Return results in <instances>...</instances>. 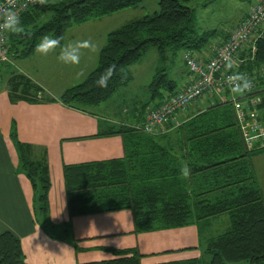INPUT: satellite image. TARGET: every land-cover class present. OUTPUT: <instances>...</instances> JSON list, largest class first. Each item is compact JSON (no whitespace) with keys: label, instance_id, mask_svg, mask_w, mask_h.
Segmentation results:
<instances>
[{"label":"trees","instance_id":"1","mask_svg":"<svg viewBox=\"0 0 264 264\" xmlns=\"http://www.w3.org/2000/svg\"><path fill=\"white\" fill-rule=\"evenodd\" d=\"M195 0H158L159 10L145 14L110 31L98 52L96 66L80 82L67 87L59 100L70 107L92 113L130 81L127 66L137 62L148 47L158 51L178 49L201 51L218 37L225 41L229 29H202L197 22ZM141 0H48L35 4L21 16L26 33L7 32L9 54L24 58L32 53L44 35L63 36L73 24L137 6ZM220 41V42H221ZM219 42V43H220ZM62 43V41H61ZM218 43V44H219ZM217 44V45H218ZM117 72L107 88L95 81L110 65ZM264 33L239 55L238 73L252 78L254 92L225 90V100L215 97L195 113L165 130L149 134L132 125L121 124L107 133L120 134L124 155L104 161L82 162L63 166L70 216L128 208L132 211L135 232L197 224L213 227L216 219L228 218L221 232L208 237L201 256L154 264H264V199L253 158L264 148L248 149L236 118L232 93L241 99L252 93L261 97L258 105L264 127ZM14 84L26 92L32 84L24 77ZM178 83L159 67L148 84L149 100L159 103L173 92ZM24 86V87H23ZM36 92L30 96L35 97ZM149 104V101L147 102ZM143 118V116H142ZM11 139L18 153V170L30 180L34 192L36 218L43 228L48 219L50 186L46 162L32 160L30 147L20 142L15 128ZM184 164L191 172L182 178ZM66 227L67 224H64ZM117 257L78 264H142L137 249L114 250ZM206 255L210 256L206 260ZM0 264H28L20 239L10 231L0 233Z\"/></svg>","mask_w":264,"mask_h":264},{"label":"crops","instance_id":"2","mask_svg":"<svg viewBox=\"0 0 264 264\" xmlns=\"http://www.w3.org/2000/svg\"><path fill=\"white\" fill-rule=\"evenodd\" d=\"M64 39L61 44L73 41V38ZM221 40L220 37L212 40L197 55L210 56L215 47L213 41L218 44ZM12 60L17 63L16 59ZM8 66L0 63L2 72H7L0 79V233L10 231L20 239L28 264L107 260L117 257L110 249L130 248L137 249L142 255V264L201 256L206 239L214 235L213 227L206 226L203 231L199 225L190 224L135 232L132 211L128 208L75 216L69 214L63 166L123 157L121 135L107 131L121 124H139L154 101L134 102L129 109L122 110L123 115L115 112L106 117L95 110L101 104L93 108L92 113H87L63 104L58 98L67 87L83 80L90 71L74 84L60 83L59 87L49 90L23 72L7 70ZM23 77L32 84L28 92L14 84ZM186 79L185 68L177 83H184ZM34 92L35 97L30 96ZM205 101L208 102L203 98L188 105L187 110L180 112V120L202 108ZM13 127L18 140L30 147L29 157L47 164L50 181L48 219L52 225L48 230L36 218L32 184L17 168L18 153L10 135Z\"/></svg>","mask_w":264,"mask_h":264},{"label":"rangeland","instance_id":"3","mask_svg":"<svg viewBox=\"0 0 264 264\" xmlns=\"http://www.w3.org/2000/svg\"><path fill=\"white\" fill-rule=\"evenodd\" d=\"M253 1L195 0L191 5L195 9L198 25L202 29L219 28L226 30L231 28V26L233 27L239 21L240 16L245 12L249 3L252 4ZM158 10V0H141L137 6L120 9L108 15L71 25L65 30L62 36L63 41H65L64 38H73L71 42L82 39L84 41L90 40L97 44L100 49L110 31L119 28L129 21ZM215 41H213L214 45H216ZM207 46L201 49V51L206 49ZM184 52V49L172 52L170 49L158 51L154 46L148 47L139 61L127 66L126 71L130 77L128 84L118 89L105 103H101L100 107L98 109L95 108V110L106 117L107 115L111 116L115 112L116 114L121 113L123 115L125 112L122 110L129 109L134 102L141 103L149 99L147 87L159 67H164L167 76L178 81L181 79L182 72L186 68L183 60ZM199 52L193 51L192 53L197 55ZM58 55L59 53L56 51L49 53L47 56L40 55L35 51L33 54L27 56V58H14V55H10L11 60L9 63H6L9 65L7 70L12 69L17 73L23 72L51 90V87H59L60 83L71 85L80 81L88 71L93 69L98 59V52H91L88 49L81 50V58L78 65L64 64L57 59ZM13 58L17 60V63H14ZM80 72H83L84 75L77 79V74ZM4 75L6 76L7 72H2L1 70L0 79ZM205 104L206 101L204 102ZM180 114L177 115L176 121L180 120ZM253 164L264 199V152L253 158ZM227 225L228 218L225 215L219 217L212 228L214 230L213 233L221 232ZM209 258L210 256L206 255V260ZM237 264L249 263L239 261Z\"/></svg>","mask_w":264,"mask_h":264},{"label":"built area","instance_id":"4","mask_svg":"<svg viewBox=\"0 0 264 264\" xmlns=\"http://www.w3.org/2000/svg\"><path fill=\"white\" fill-rule=\"evenodd\" d=\"M32 0H15L14 11L21 16L31 6ZM7 0H0V7H5ZM2 22V21H0ZM264 33V0H254L247 8L244 17L229 31L225 41L216 44L210 56L199 57L193 51H185L184 64L187 69V79L177 85L176 89L167 94L159 103L152 104L144 112L142 121L132 126L149 134H157L165 130V125L176 121L177 115L184 111L194 101L206 98L213 103L215 97L225 100L223 92L233 89L236 82L230 84L229 78H235L240 53L250 48L254 53L255 40ZM225 57L231 60L232 68L226 70ZM8 35L0 31V63H9ZM262 72H264L262 70ZM252 87L248 92H254L256 85L252 78ZM233 102L236 118L239 122L245 145L248 149L264 148V127L259 118L258 105L261 97L252 93L241 99L235 95L229 98Z\"/></svg>","mask_w":264,"mask_h":264},{"label":"clouds","instance_id":"5","mask_svg":"<svg viewBox=\"0 0 264 264\" xmlns=\"http://www.w3.org/2000/svg\"><path fill=\"white\" fill-rule=\"evenodd\" d=\"M33 3H38L40 5H46L48 0H32ZM7 5L5 7H0V31L9 32L12 34H23L31 36V33H26L22 25L19 14L14 11L15 0H7ZM63 37H55L51 35H44L40 38L39 43L35 46V51L43 56H47L51 52H55L59 49V55L57 59L64 64L78 65L81 58V50L88 49L91 52H98L99 47L97 44L90 40L85 41H75L67 44H61ZM232 62L230 59L225 57V68L226 70L232 68ZM123 73V69H117L115 64L110 65L103 73L100 74L98 79L95 81L96 85L101 88H107L108 83L111 78L117 74V72ZM83 72L77 74V79L83 76ZM230 84L236 82V86L232 89L234 92H242L245 90H250L252 87V82L243 73H236L235 78H229ZM190 168L187 164H184L181 168L182 178L187 179L190 175Z\"/></svg>","mask_w":264,"mask_h":264}]
</instances>
